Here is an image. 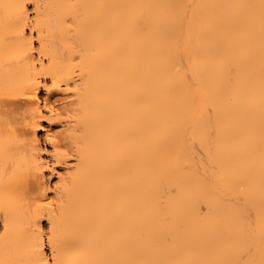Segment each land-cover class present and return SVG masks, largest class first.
<instances>
[{"label": "bare ground", "instance_id": "6f19581e", "mask_svg": "<svg viewBox=\"0 0 264 264\" xmlns=\"http://www.w3.org/2000/svg\"><path fill=\"white\" fill-rule=\"evenodd\" d=\"M28 1L0 0V264H49L45 217L52 264H264V0ZM41 85L70 91L51 195Z\"/></svg>", "mask_w": 264, "mask_h": 264}, {"label": "rangeland", "instance_id": "374dc122", "mask_svg": "<svg viewBox=\"0 0 264 264\" xmlns=\"http://www.w3.org/2000/svg\"><path fill=\"white\" fill-rule=\"evenodd\" d=\"M28 11H29V15L31 16L30 19H32V16L34 15V12H35L33 1H30V0L28 1ZM28 31L30 33L29 29H28ZM33 35H34L33 36V43L35 46L34 52H35L36 58H37L38 55H37V49L36 48L39 46V39H37L35 32L33 33ZM43 59H44V57H43ZM43 82L46 83L47 85L51 83L49 78L46 80L44 79ZM62 88H64V86ZM62 90H55L58 92L57 93L54 90L53 91L48 90V88L46 86L41 85L40 89L38 91V99H39L38 103H36L37 98L33 99V101H35L34 103H36V105H39V108H40L39 112L42 114V115H40L42 117L39 116L40 118H38L41 125L39 127H37L36 132H35V135L37 134L36 138L38 139L37 144L41 147L40 150L37 151V154H38V157L40 158V161L46 162L44 164V167H42V169H40V171H39L41 173H39V172L38 173L40 176L41 175L44 176V177L41 176L40 179H41V181L43 180V178L45 179L43 182H44V184H46L45 185L47 187L46 192L49 193V195H51L54 192V190H55L54 188L58 184L57 182L60 179L61 174L63 175V172L65 173V170L67 168V164L70 165L73 161V159H72L73 157L72 158L70 157V158H68V160L70 161V162L68 161L69 163L61 164V163L56 162L55 156L53 157L55 144H56V142H53V141H56V140H54L55 139L54 135L57 134V131H59L60 128L63 129V126H62L64 124L63 118H65V116L67 118L66 113H64V111L62 110L63 105H65L64 101L70 100V96H68L70 94V91H67V90L62 91ZM49 91H51V92H49ZM66 91H67V95H66ZM58 108L60 109L61 112L59 111ZM57 111L60 112V113H58L59 116L55 115V114H57L56 113ZM61 113H63L64 115L62 114L63 115L62 116ZM54 117H55V119H56V117L58 119L55 120ZM53 133H55V134H53ZM38 152L40 153V156H39ZM47 183H48V186H47ZM48 187H49V189H48ZM40 224H41V226L43 225L42 228H44V230L46 231L44 233L45 234L48 233V227H49L48 219L46 217L42 218L40 221ZM45 234H44V238L47 241V237H46L47 234L46 235ZM46 241H45V245H44L45 246L44 250L47 253L48 258H49L48 263L52 264L50 248H49V245H47L48 242L46 243Z\"/></svg>", "mask_w": 264, "mask_h": 264}]
</instances>
